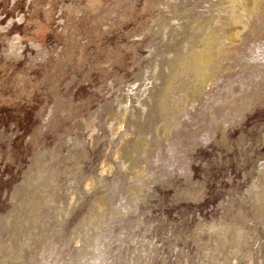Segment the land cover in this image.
<instances>
[{"label": "rangeland", "instance_id": "obj_1", "mask_svg": "<svg viewBox=\"0 0 264 264\" xmlns=\"http://www.w3.org/2000/svg\"><path fill=\"white\" fill-rule=\"evenodd\" d=\"M0 264H264V0H0Z\"/></svg>", "mask_w": 264, "mask_h": 264}, {"label": "bare ground", "instance_id": "obj_2", "mask_svg": "<svg viewBox=\"0 0 264 264\" xmlns=\"http://www.w3.org/2000/svg\"><path fill=\"white\" fill-rule=\"evenodd\" d=\"M241 0H231V3L233 5V7L237 5L238 2H240ZM256 7V2L253 3V8ZM257 8V7H256ZM237 21H235V27L231 30V33L229 32V35H231V37H237L239 32H240V29H238V26L236 25ZM213 39L216 41V38H217V35L215 33H207L206 35L203 34V36L200 38L201 41H207L208 39ZM231 39V38H230ZM232 40V39H231ZM206 42H204V44L202 46H200V49L201 51H195L194 54L192 55L193 57L191 58V60L193 59V61L196 59L198 60L199 58L200 59H204L205 58H208V53L206 52ZM196 46V44L194 45V47ZM186 50V49H185ZM193 50V49H192ZM186 54V53H185ZM183 55V54H182ZM189 55V54H188ZM177 58V57H176ZM179 58V57H178ZM182 58V57H181ZM187 59V58H186ZM186 59H184L186 61ZM203 60V61H204ZM188 61V60H187ZM182 62V61H181ZM180 62V63H181ZM170 63V62H168ZM187 64V62H185ZM194 63V62H193ZM196 64V62H195ZM199 65V64H198ZM205 66V65H204ZM197 67V65L195 66ZM189 68V67H188ZM192 68V67H191ZM208 68V67H206ZM211 69V68H210ZM195 70V69H194ZM198 71V70H197ZM202 71V70H201ZM173 73H175L173 71ZM198 74V73H197ZM209 76V74H208ZM207 80V75H205L204 73L200 72L197 77L194 79V82H193V85L187 90L186 88V97H181L183 98L184 100L183 101H186L190 102V106L193 105V102H194V94L198 93L202 87V85L205 83V81ZM154 81V80H152ZM161 81H158L156 82V84H159ZM170 82V81H169ZM168 86V85H167ZM160 88V87H159ZM153 90V89H152ZM167 91V90H166ZM164 94V93H163ZM178 99V100H182V99ZM157 101V107L159 108L160 112L162 113H165L167 111V100L165 98L164 95H160L159 98L156 100ZM151 100H148L146 102V104L148 105H151ZM176 104V103H175ZM177 105V104H176ZM148 116H153L151 113L150 115L148 114ZM142 117H143V111L142 110H138L135 114V118L137 120L138 123H141L142 122ZM155 128H159L158 125L156 124L155 125ZM38 191V190H37ZM41 194V193H40ZM34 197V196H33Z\"/></svg>", "mask_w": 264, "mask_h": 264}]
</instances>
